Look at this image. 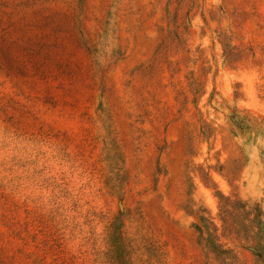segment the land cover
<instances>
[{"label": "rangeland", "instance_id": "obj_1", "mask_svg": "<svg viewBox=\"0 0 264 264\" xmlns=\"http://www.w3.org/2000/svg\"><path fill=\"white\" fill-rule=\"evenodd\" d=\"M256 205L264 0H0V264L121 214L135 264H262Z\"/></svg>", "mask_w": 264, "mask_h": 264}, {"label": "trees", "instance_id": "obj_2", "mask_svg": "<svg viewBox=\"0 0 264 264\" xmlns=\"http://www.w3.org/2000/svg\"><path fill=\"white\" fill-rule=\"evenodd\" d=\"M234 125L237 131L241 132L247 128L243 118L235 119ZM255 211L252 222L255 223L256 236L259 239L256 254L264 264V211L259 205H256ZM93 215L96 216L97 214L94 213ZM121 216L116 215L105 225L103 245L98 246L96 243L98 238H93V244L97 245L93 248L96 254L94 264H135L139 248L135 246L136 240L126 233L122 220L123 216ZM89 221L92 223L94 218L89 219ZM152 249L155 250V248L150 247V250Z\"/></svg>", "mask_w": 264, "mask_h": 264}]
</instances>
